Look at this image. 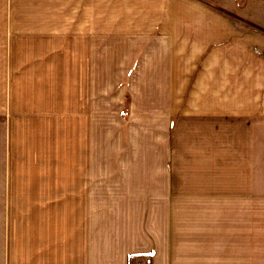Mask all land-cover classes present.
I'll return each mask as SVG.
<instances>
[{"label":"crops","instance_id":"0c3cea01","mask_svg":"<svg viewBox=\"0 0 264 264\" xmlns=\"http://www.w3.org/2000/svg\"><path fill=\"white\" fill-rule=\"evenodd\" d=\"M68 68L72 155L0 167V264H264V24L204 0H0L1 149L15 71L45 124ZM181 125L198 136L177 147Z\"/></svg>","mask_w":264,"mask_h":264},{"label":"rangeland","instance_id":"374dc122","mask_svg":"<svg viewBox=\"0 0 264 264\" xmlns=\"http://www.w3.org/2000/svg\"><path fill=\"white\" fill-rule=\"evenodd\" d=\"M207 2L209 6L217 9L220 8L223 10L224 14L228 17L231 16H240L241 18H246L247 16L251 15L255 18L256 24L261 26L264 24V0H254L253 4H247V0H236L240 1L238 6L232 3L233 0H204ZM239 3V2H238ZM254 15V16H253ZM15 79L16 84L12 86L14 88V93L12 97L15 96V100L10 101L11 104H15V108H10L8 113H10V119L14 121L13 126L9 125V146L7 142L3 149L0 148V159L1 155L3 157V163H0V167H3L4 171H10L15 173H24V172H31L40 171V160L45 156H55L56 153L66 158H70L72 155V102H71V85L69 82L72 76V69H64L62 70L63 76V84H58L57 87L64 90V93L60 96L61 104H58V108H60V112L64 114L57 118H48V123L40 124L38 122V118H30L29 114L27 115V100L25 97L27 96L28 91H26L25 85L22 83V78L24 76V70H16L15 71ZM98 76V75H97ZM209 76V75H206ZM202 80V78H201ZM225 80V79H224ZM62 81V82H63ZM68 83V84H67ZM98 86V85H97ZM216 86L214 85H205V84H198L196 85L197 91L199 92H224V94H230L233 92V87L231 84L224 83L217 85V89L214 90ZM100 93H97V96ZM53 97V94H52ZM14 101V102H13ZM60 102V100H57ZM179 102H177L178 104ZM230 102L224 101L225 106V115L224 120L230 119ZM192 104V108H197L203 104L207 105L204 108H210L212 102L208 101H192L189 105ZM191 108V107H190ZM12 110V111H11ZM129 112V96L125 97L124 100V108H123V117L126 118ZM180 118L177 117V121ZM183 119H193L195 122L193 124H198L202 117H185ZM104 118L97 116L96 118V127L97 133H95L96 138V147L95 152L96 156H103L104 148V133L103 127L101 126ZM32 121V123H31ZM38 123L39 125L35 124ZM62 125V126H61ZM191 125V124H190ZM189 125V126H190ZM101 126V127H100ZM59 128H63L61 132H59ZM189 127L186 125H181L176 131L175 136L177 137L174 139L176 141L177 147L183 145V142H188L195 140L198 136V133L190 132ZM9 136V135H8ZM149 134H142V139L146 142L148 140ZM230 133H225V140H230ZM179 144V145H178ZM230 144L229 142L225 141V145ZM180 149V148H179ZM146 151V150H145ZM184 151V150H180ZM223 157L226 165L230 163L231 157V148L225 147L223 150ZM229 162V163H227ZM230 168V166H229ZM257 168H262V166H258ZM145 261V259H143ZM135 261V260H134Z\"/></svg>","mask_w":264,"mask_h":264},{"label":"built area","instance_id":"2783aa9c","mask_svg":"<svg viewBox=\"0 0 264 264\" xmlns=\"http://www.w3.org/2000/svg\"><path fill=\"white\" fill-rule=\"evenodd\" d=\"M132 264H145L143 259H136Z\"/></svg>","mask_w":264,"mask_h":264}]
</instances>
